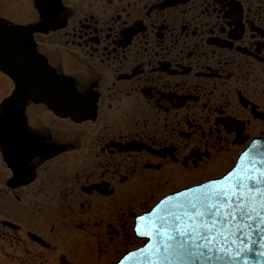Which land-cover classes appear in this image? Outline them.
<instances>
[{
  "label": "flooded vegetation",
  "instance_id": "flooded-vegetation-1",
  "mask_svg": "<svg viewBox=\"0 0 264 264\" xmlns=\"http://www.w3.org/2000/svg\"><path fill=\"white\" fill-rule=\"evenodd\" d=\"M41 3L37 22L54 29L38 50L96 113L77 124L26 107L31 158L7 164L0 152V240L51 246L64 224L123 242L129 211L264 136V0Z\"/></svg>",
  "mask_w": 264,
  "mask_h": 264
},
{
  "label": "rangeland",
  "instance_id": "rangeland-1",
  "mask_svg": "<svg viewBox=\"0 0 264 264\" xmlns=\"http://www.w3.org/2000/svg\"><path fill=\"white\" fill-rule=\"evenodd\" d=\"M0 19H4L5 21H8L7 23L15 26H26L32 24L35 20V17L32 16L31 12L27 9L26 4L21 3L20 0H0ZM4 80L5 79L0 76V81ZM137 211L138 210H136L134 213L132 212L127 217L128 222L124 229V234L126 237L119 246L120 249H114L113 253H110L113 246L111 242V236H108L107 234L104 240L95 239V245L98 249V258H96V261L91 264H113L123 251L138 247L139 244L136 243L131 235L132 218L135 214L140 213ZM55 232L57 237L55 239V243H53L49 250H40L36 247H28L26 249L14 246L10 247L6 243L0 241V264H66L69 263V257L70 259L76 261L75 263H82L79 255L85 254L86 248L82 246H76L73 251H70V249L74 246L72 243L74 240L73 236H78L80 234L78 233L75 235L74 231L68 229L65 227V225H60ZM87 247L91 249L89 245H87ZM92 248H94V245H92ZM103 248L108 249V254L107 256L101 258ZM27 252L29 254L28 256H26ZM68 252L69 257L66 256L68 255ZM86 264L89 263L87 262Z\"/></svg>",
  "mask_w": 264,
  "mask_h": 264
},
{
  "label": "water",
  "instance_id": "water-1",
  "mask_svg": "<svg viewBox=\"0 0 264 264\" xmlns=\"http://www.w3.org/2000/svg\"><path fill=\"white\" fill-rule=\"evenodd\" d=\"M14 40V39H13ZM18 45L13 47V41H11L4 48L3 52L0 53V70L7 73L15 82L18 95L24 96L26 93L27 98L36 99L37 94L43 92L45 86H48L45 79L40 77V73L37 72L34 64L31 66L29 61H32L33 56L30 58V54H27V60H24L23 56L18 53ZM4 50H9L7 53ZM257 144V151L251 154V157H244L243 162H239L238 169L243 168L244 171L238 173L239 177L243 179L245 175L250 174L254 178L259 175L258 171H253V166L260 171H264V165L261 163L264 160V142H259ZM233 172V173H234ZM235 177L233 179L226 178L224 181L218 183L215 188L219 189L220 193L224 196H230L240 191L234 183ZM254 184L252 181H249ZM248 182V183H249ZM217 206L209 204L210 209H215Z\"/></svg>",
  "mask_w": 264,
  "mask_h": 264
},
{
  "label": "snow or ice",
  "instance_id": "snow-or-ice-1",
  "mask_svg": "<svg viewBox=\"0 0 264 264\" xmlns=\"http://www.w3.org/2000/svg\"><path fill=\"white\" fill-rule=\"evenodd\" d=\"M257 151V144L254 143L252 145V147L250 149H248L241 158V162H243L244 157H251V154ZM261 163H264V160L261 161ZM240 171H244L243 168H240L237 170V172L234 173H230L228 179H233L235 177L234 183L236 185L237 188H248V182L252 181L253 183H259L261 180V177H264V171H260L258 169L255 168V166H253V171H258L259 175L256 176L255 178L253 176H251L250 174L245 175L243 177V179H241L238 175V173ZM252 192H255V197H253ZM227 198V197H226ZM232 198H235L237 200H243L244 204H241L239 207V211L236 213V215L240 216V217H247L248 219H252L251 213L252 212H257V214L259 215L260 212L258 211V208L260 210H264V192H261L259 189H252V191H246L244 193H240V192H236L233 193ZM249 202L252 203L253 206L249 207ZM258 204V208L257 205ZM193 209H195V205H192ZM232 208V205H228V218L229 220H231V217L233 216V212L230 210ZM202 215V214H201ZM144 219V218H141ZM191 219V218H190ZM244 225H237L236 226V232L240 233V236L237 237L236 240L232 241L233 244L236 245L237 247V252L240 251H249L250 249H248L247 247H244L248 240L249 237L247 236V234L244 232ZM193 228H195V226H193ZM137 232L140 235H147L150 236L152 233L151 232H141L140 228H137ZM186 234L183 231H178L176 233V235H170L167 237V239L169 241H173V240H177V239H181L185 236ZM214 239V237H213Z\"/></svg>",
  "mask_w": 264,
  "mask_h": 264
}]
</instances>
